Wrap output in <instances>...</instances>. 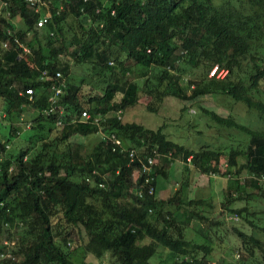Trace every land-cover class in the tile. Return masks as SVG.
Returning a JSON list of instances; mask_svg holds the SVG:
<instances>
[{"label":"trees","instance_id":"trees-1","mask_svg":"<svg viewBox=\"0 0 264 264\" xmlns=\"http://www.w3.org/2000/svg\"><path fill=\"white\" fill-rule=\"evenodd\" d=\"M7 1L10 15L6 9L0 14L3 114L20 117L26 109L34 117L31 131L22 136L27 146L5 153L6 145L10 147L6 142L14 138L13 125L6 142H0V264H89L71 256L68 245L74 232L87 238L82 258L90 254L97 264L107 254L109 264H151L160 245L183 256L172 264H211L212 252L220 248L228 259L216 264H264V0H44L51 20L42 27L36 24L38 14L22 0ZM59 5L63 8L57 14ZM18 14L23 28L13 22ZM70 14L77 30L68 35ZM13 36L31 51L2 48V41ZM93 48L97 58L86 62ZM72 62L90 63L101 77V90L82 95L84 79L69 80ZM214 66L226 69V75L210 77ZM56 69L66 75L62 126L56 124L58 113L42 112L50 81L41 74ZM130 74L135 78L129 79ZM29 87L32 95L25 92ZM142 93L150 111H157L166 96L190 102L224 95L246 112L254 110L261 123L251 128L230 112L221 115L200 106L219 126L243 132L245 141L230 148L192 149L171 140L162 126L123 122L121 114L112 113L138 103ZM83 109L110 113L100 129L115 133L124 145L142 155L153 149L161 154L150 171L153 195L136 171L138 162L112 150L109 141L100 138L85 155L70 143L74 135L98 133L96 125L70 121ZM53 126L58 133L50 139ZM188 158L201 173L229 177L220 204L234 213L230 221L240 220L241 225L231 226V238L220 228L221 221L202 213L203 206L214 209L207 198L184 199L188 177L172 195L157 196V177L167 176L173 160L186 163ZM240 172H245L242 180ZM241 200L240 207H230ZM192 220L200 223L204 242L185 237ZM229 242L226 249L222 243Z\"/></svg>","mask_w":264,"mask_h":264},{"label":"rangeland","instance_id":"rangeland-1","mask_svg":"<svg viewBox=\"0 0 264 264\" xmlns=\"http://www.w3.org/2000/svg\"><path fill=\"white\" fill-rule=\"evenodd\" d=\"M14 24L17 28H23L24 23L20 14H18L14 19ZM67 34L70 35L72 32L77 30V23L74 17L70 14L67 18ZM66 28V26H65ZM66 55V54H65ZM68 57V55H66ZM97 58V52L94 48L91 50L90 55L86 57V62H94ZM111 64V63H109ZM126 65H129L132 69L139 71L133 63L127 61ZM90 63L87 64H75L72 62L68 68L69 80L72 83H79L83 78L84 83L81 87V94H91L94 91H100L102 83L100 81L101 77L96 73ZM63 76L66 75L63 73ZM129 79L135 78L134 75L130 74ZM66 79V77H65ZM16 87L21 88V84L17 83ZM21 90V89H20ZM189 94V91L187 92ZM145 94H141L140 100L138 103L126 107L120 114L123 122H136L142 124L146 127L157 128L159 126L163 127V132L168 135V137L179 144L185 145L192 149L199 148V146H210L214 148H223L242 145L244 143L243 132L235 129L222 127L216 124L208 115L202 113L199 109L200 106L207 107L208 109L215 110L221 115H229V112L232 114L234 119L239 123L250 126L251 128H257L259 120L256 112L250 110L246 112L242 107H244L239 102H233L229 97L224 95L212 96H200L195 101H183L174 96H166L161 104L157 106V111H150L146 107L147 99L144 98ZM186 105V110L182 111V107ZM245 108V107H244ZM5 109V103L0 97V142L5 143L8 133L10 132V125L15 127L13 131V137L9 143L10 147H5V153L9 154L18 150L20 147L27 146V142L22 139V136L31 130L27 128V123L31 126L34 113H31L29 110H23L20 117L8 118L3 114ZM115 112V111H114ZM114 112H112L114 114ZM4 115V116H3ZM12 130V129H11ZM15 133V135H14ZM58 133V128L54 127L50 133V139ZM101 135L99 133H90L87 136L74 135L70 138V143L75 146V148L80 147L81 153L83 155L88 154L93 148L98 144ZM247 136V135H246ZM34 141V139H33ZM36 145L39 142H36ZM224 161L222 160L221 168L224 169ZM239 164L244 162L242 157H237ZM190 167V169H189ZM188 168V171L186 170ZM136 175V173H135ZM245 172H240L238 174L239 179H243ZM188 177L189 186L186 189V197L192 199L207 198L208 201L213 203L214 209L203 206L202 209L207 217L222 222L220 228L227 229V235L231 238L230 230L232 225H240V220L236 223L231 222L230 215L232 210L223 209L221 202L223 200V189L228 185L227 176L214 175V174H205L201 173L192 163L187 160L186 163L182 162L179 159H175L170 163V167L167 171V176L162 177L158 176V186L160 190V185L162 186L161 190L157 196L161 195L164 197L170 196L173 192L180 187L181 180ZM185 194V192H184ZM243 204V201H237L232 203L230 207L237 208ZM189 209V206L187 207ZM207 210V211H205ZM178 214V213H176ZM179 218L182 219L180 214ZM231 220V221H230ZM199 222L197 220H192L189 226L185 230V237L187 239H192L196 242H204V238L200 235L199 231ZM208 226V222L204 224V229ZM221 230V229H220ZM217 233H222L217 231ZM214 240L217 241L216 234H213ZM70 244L68 245L71 252V256L76 262L86 261L89 264H97V259L94 256L88 254L85 256V259L82 258L84 251L81 249L85 242H87L86 237H80L77 232H74L70 238ZM226 249L229 248L231 242L227 245L222 243ZM219 246V245H218ZM224 248V249H225ZM220 250V251H218ZM214 250L211 254L212 261L211 264H216L217 260H221L224 257H227L224 251L220 248ZM183 258L182 255H177L173 253L168 248L163 246L157 247V252L149 259L151 264H172L180 261ZM228 259V258H224ZM110 257L107 256L101 260L99 264H109Z\"/></svg>","mask_w":264,"mask_h":264},{"label":"built area","instance_id":"built-area-1","mask_svg":"<svg viewBox=\"0 0 264 264\" xmlns=\"http://www.w3.org/2000/svg\"><path fill=\"white\" fill-rule=\"evenodd\" d=\"M25 4H27L35 13L38 14V18L36 20V24L38 27H42L46 25L51 20V14L48 12V5L46 1L44 0H22ZM87 1V0H84ZM8 1L7 0H1L0 1V14H2L3 9H6V15H10V11L7 8ZM63 6L59 5L58 9L56 10V13L59 14L62 10ZM82 10V9H81ZM98 12V10H96ZM113 13V11H112ZM9 34H11V31H7ZM19 47L22 49L23 52L29 53L31 51L30 47L25 44L22 40H20L17 36H13L10 39L2 41V48L10 49L12 47ZM109 63H112L109 61ZM227 73L226 69H220L218 70L217 66H214L209 71V76L216 77V78H223ZM41 79L49 80V93L47 97V106L43 109L44 114H52V113H58V117L56 118V124L57 126H62L64 124L62 115L64 112V108L60 103V98L64 93V89L66 87V80L63 76L62 72L59 69H56L54 72H49L48 70H44L41 74ZM23 91H20V93ZM26 94L32 95L33 94V88L29 87L25 90ZM31 99V96L29 97ZM121 111H115L114 115L116 117L120 118ZM110 116V113H93L87 109L81 110L77 115H74L70 121L71 122H81V123H88L91 125L98 126L99 130L98 133L101 135V138L104 140L109 141L111 145L112 150H119L121 153H126L129 157V161L131 163H134L136 160L138 162V165L136 167V171L140 174L144 175L143 184L147 185V192L149 195H153L155 193V187L151 183L152 176L150 175V171L152 166L155 164L156 160L160 157V153L157 152L156 149H153L152 152L148 155H142L141 151H139L136 148L128 147L123 144V141L115 134V133H106L104 131H101V122H104L106 118ZM27 128L30 126L27 123ZM8 147V145H6ZM189 160V158H188ZM99 185L103 186L102 183ZM138 194H141V190L137 191ZM234 219H236L235 216H233ZM6 243V242H5ZM3 256V255H2Z\"/></svg>","mask_w":264,"mask_h":264},{"label":"crops","instance_id":"crops-1","mask_svg":"<svg viewBox=\"0 0 264 264\" xmlns=\"http://www.w3.org/2000/svg\"><path fill=\"white\" fill-rule=\"evenodd\" d=\"M13 22H14V20H13ZM16 26V25H15ZM17 27V26H16ZM160 187L162 188V186L160 185Z\"/></svg>","mask_w":264,"mask_h":264}]
</instances>
